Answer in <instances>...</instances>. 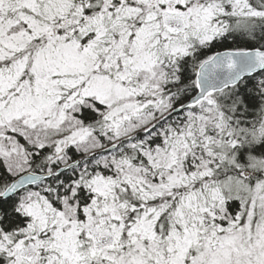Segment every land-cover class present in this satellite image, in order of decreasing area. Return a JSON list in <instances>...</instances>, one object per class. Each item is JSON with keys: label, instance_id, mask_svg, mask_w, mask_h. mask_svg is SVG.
Returning a JSON list of instances; mask_svg holds the SVG:
<instances>
[{"label": "snow or ice", "instance_id": "snow-or-ice-1", "mask_svg": "<svg viewBox=\"0 0 264 264\" xmlns=\"http://www.w3.org/2000/svg\"><path fill=\"white\" fill-rule=\"evenodd\" d=\"M0 264H264V0H0Z\"/></svg>", "mask_w": 264, "mask_h": 264}]
</instances>
